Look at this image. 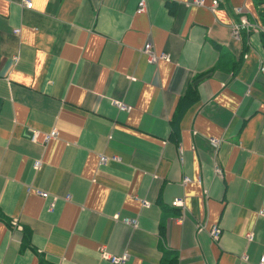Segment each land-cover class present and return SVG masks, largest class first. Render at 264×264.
<instances>
[{
	"label": "crops",
	"instance_id": "crops-1",
	"mask_svg": "<svg viewBox=\"0 0 264 264\" xmlns=\"http://www.w3.org/2000/svg\"><path fill=\"white\" fill-rule=\"evenodd\" d=\"M29 1L0 0V264H113L102 252L162 264L171 251L177 264H257L256 0H144L142 12L140 0ZM147 41L168 57L149 62Z\"/></svg>",
	"mask_w": 264,
	"mask_h": 264
},
{
	"label": "built area",
	"instance_id": "built-area-1",
	"mask_svg": "<svg viewBox=\"0 0 264 264\" xmlns=\"http://www.w3.org/2000/svg\"><path fill=\"white\" fill-rule=\"evenodd\" d=\"M194 4L196 5H203V0H194ZM218 4L217 0H212L211 1V4H210V7H214ZM22 5L26 8H30L32 3L29 1V0H22ZM144 7H145V4H144V0H140L139 3H138V7H137V12H142L144 10ZM232 29H233V32L236 34L239 29L241 28H244L245 26L246 27H250V24L245 21V20H241L240 23H236V24H233L232 25ZM255 28L258 29V25H254ZM15 33H18V29H15L14 30ZM151 49V44L149 43V41L145 42L143 48H142V51L143 53L146 55L147 57V60L149 62H156L159 58H167V54H155ZM116 106L120 109V110H127V107L124 106L123 103H120V102H116ZM56 134H57V130L55 128H52L50 129L48 132H45L43 134V142H47L48 140H50L51 138H54L56 137ZM35 137V132L31 133L30 134V138H34ZM213 144H216L217 146V141L214 140V142L212 141ZM107 159V157L105 156H100V162H104L105 160ZM111 159H117L115 158L114 156L111 157ZM34 167H38L40 162L39 160H35L34 161ZM215 172L216 174H219L220 175V168L218 166H215ZM183 181H189L188 178H184L182 179ZM37 193L41 196H45L46 193L45 192H42L40 190H37ZM145 204V203H144ZM171 204L173 206H177L179 207L181 210H183V199L182 198H175L174 200H172ZM264 213V210L261 211V214ZM124 222L125 223H128L132 226H135L136 225V220L135 219H129V218H125L124 219ZM10 225H12L13 227L16 226V222L12 221L10 223ZM210 234L212 236L213 239H216L218 238V235H219V229L217 227H212L211 230H210ZM248 239L250 238V234H248ZM102 257L104 259H108L110 262H112L113 264H121V263H124L127 259H128V254L127 252H124L123 254L121 255H111L109 253H106V252H102L101 253ZM257 264H264V256H260Z\"/></svg>",
	"mask_w": 264,
	"mask_h": 264
},
{
	"label": "trees",
	"instance_id": "trees-1",
	"mask_svg": "<svg viewBox=\"0 0 264 264\" xmlns=\"http://www.w3.org/2000/svg\"><path fill=\"white\" fill-rule=\"evenodd\" d=\"M256 3L258 6L262 7V8H259L258 10V15L260 17V19L262 20V24L263 27H264V0H256ZM262 5V6H261ZM194 96V91L191 90V87H188L187 91L185 92V95L182 96L181 100L182 102H184V108L185 106H187L188 104L192 103L195 98L193 97ZM182 108V110L184 109ZM182 112V111H180ZM177 254L176 253H173L172 251L169 253V256L165 259L162 258V264H177Z\"/></svg>",
	"mask_w": 264,
	"mask_h": 264
}]
</instances>
